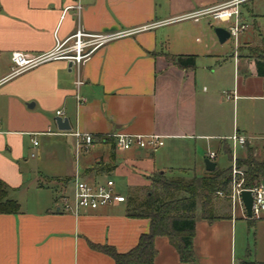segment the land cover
I'll list each match as a JSON object with an SVG mask.
<instances>
[{
  "label": "crops",
  "instance_id": "0c3cea01",
  "mask_svg": "<svg viewBox=\"0 0 264 264\" xmlns=\"http://www.w3.org/2000/svg\"><path fill=\"white\" fill-rule=\"evenodd\" d=\"M229 1L0 0V181L7 186V199L19 205L16 214H0V264H114L99 248L126 253L141 234L148 233L149 220L127 216L124 203L78 216L65 212L61 198L70 197L66 190L75 174L92 182L122 173L128 166L147 182L158 171L184 170L195 176L185 167L191 158L207 159L208 152H214L216 164L220 142L234 133L244 136L255 150L257 141L264 146V78L256 75L245 50L211 56L204 45L199 54L206 57L208 67L199 70L197 56L189 54L196 53L191 44L182 37L173 41L163 30L185 21L178 20L183 15ZM247 2L238 7L239 19L247 26L238 48L255 41L264 44L255 30L264 11L255 14L248 9L244 15L242 5ZM77 4L79 11L74 9ZM245 16L256 31L251 36H246ZM201 19L212 22L206 16L193 22ZM161 22L169 23L110 42L78 73L57 61L7 79L12 52H47L77 28L109 33ZM162 55H193L195 68L180 69ZM78 77L82 84L77 88ZM224 90L234 92L235 98L227 99ZM238 103L245 106L246 118L240 120ZM57 111L67 119L70 131L57 129ZM76 132L92 136L93 145L77 152ZM116 133L154 134L163 145L154 151L118 152L112 138ZM239 151L240 156L238 147L234 150L236 159L245 156L242 147ZM232 152L231 147V156ZM205 173L203 162L200 176ZM216 211L222 217L211 223L196 212L192 239L196 264H264V219L252 222L253 251L237 256V239L244 232L248 235L241 221H249L238 209L233 216L229 206ZM154 247L153 264H187L167 238L156 237Z\"/></svg>",
  "mask_w": 264,
  "mask_h": 264
},
{
  "label": "trees",
  "instance_id": "16d2710c",
  "mask_svg": "<svg viewBox=\"0 0 264 264\" xmlns=\"http://www.w3.org/2000/svg\"><path fill=\"white\" fill-rule=\"evenodd\" d=\"M262 45L264 48V44ZM168 60L180 69L195 68L196 58L193 55H169ZM252 60L256 75L264 78V51ZM220 148L231 161L230 143L224 140L220 142ZM244 148L245 156L237 159L236 165L243 173V187L252 189L264 182V158L255 157L253 149L247 143ZM106 169L109 170L110 167ZM177 172L182 176L174 178L165 172H154L148 177L149 185L143 188V196L139 194L141 189L131 191L125 197L127 216L148 219L149 231L141 234L137 244L126 253H117L110 247L99 248L113 259L114 264H153L156 237L167 238L175 247L182 263L196 264L192 249L196 212L198 210L200 218L209 223L222 217L216 211L218 206L214 200L219 198L215 193L222 192L225 196L223 201L228 203L226 197L229 193L231 170L230 167L221 170L216 168L212 173H205L200 177L192 176L190 180H185L184 170ZM6 193L7 186L0 181V214L18 213V203L7 199Z\"/></svg>",
  "mask_w": 264,
  "mask_h": 264
},
{
  "label": "built area",
  "instance_id": "2783aa9c",
  "mask_svg": "<svg viewBox=\"0 0 264 264\" xmlns=\"http://www.w3.org/2000/svg\"><path fill=\"white\" fill-rule=\"evenodd\" d=\"M248 0H231L221 5L192 12L190 14L183 15L178 20H192L197 22L202 17H208L212 22L226 23V31L229 34L230 40H232L236 55L238 49L239 37L247 30V26L241 23L239 19L238 7L240 4L247 2ZM74 9L79 11L80 6L75 5ZM171 22V21H170ZM169 22H161L154 24H147L141 27L123 30L119 32L109 33H91L77 28L74 33L65 38L64 40H56L54 47L44 53L30 54L22 52H12L10 55L11 70L7 79L15 78L27 71L33 70L48 64L51 62L63 61L66 64H71V68H75L77 73L81 66L91 58L99 49L103 48L110 42L118 40L123 37L131 36L135 33L150 30L158 25H164ZM82 84V81L78 77L76 80V87L78 88ZM223 95L227 99H234L235 93L223 92ZM79 104L81 98L76 96ZM61 111L56 112L57 117H62ZM76 143V151L81 149L87 150L94 143V138L90 135L81 134L76 132L74 134ZM114 139V149L118 152H125L131 149L139 150H156L163 145V141L160 136L151 135H129L125 133H116L112 136ZM232 147L231 156V181L229 184V193L227 195L231 214L234 216L238 209L242 218L261 220L264 219V185L260 184L252 189H245L243 187V173L236 165V156L234 150L237 147H244L247 143V139L244 136L234 133L227 139ZM34 145L37 143L34 141ZM216 154L214 152H208L207 159L214 161ZM72 195L70 197H62V209L65 212H70L74 216H78L82 212L88 210H96L102 207H108L124 203L125 197L118 194L115 191V186L112 180L106 181H87L78 174H75L72 178ZM243 191H249L252 195L251 216L248 218L246 211L241 202V193ZM216 196L225 197L222 192H216Z\"/></svg>",
  "mask_w": 264,
  "mask_h": 264
},
{
  "label": "rangeland",
  "instance_id": "374dc122",
  "mask_svg": "<svg viewBox=\"0 0 264 264\" xmlns=\"http://www.w3.org/2000/svg\"><path fill=\"white\" fill-rule=\"evenodd\" d=\"M248 9L249 10L252 9L255 14L261 11L263 12L264 11V0H251L247 2L245 5H242V10H243L244 15H247ZM256 11H259V12H256ZM245 21L249 25V29H248L246 36H251L255 34L256 31H260L261 35L264 38V17L257 19V24L255 27L256 31L253 30V27H252L253 25L251 22L252 20L250 18L245 16ZM226 27H227L226 25H223L221 23L208 22L207 19H201L198 24H195L192 20L179 21L177 23L166 25L163 28V30L168 32V35L171 36L173 41H176L178 37H182L183 39L186 40V42L189 43V45L191 44L190 49L195 51L196 53H189V54H193L197 56L196 68L201 70L203 68L208 67L206 65L207 63L206 57L201 56L199 54L200 51H202V49L204 48V45L207 47V51L210 52L211 56H218V55L230 56L231 54L234 53L235 47H234L232 40H227L224 44H219L216 38V35L214 33L215 28H226ZM196 39H199L200 43L195 42ZM241 39L242 38H240V40ZM241 50H245L243 51L244 52L243 54H246L248 57L252 59L257 56L262 55L264 48L260 44V42L255 41V42L246 44L245 48H242V47L238 48L236 53H239ZM168 56L169 55H162L163 60L167 63H170L168 60ZM224 92H226V90H224ZM246 106H248L249 109L252 108V105L250 104ZM243 107L245 106L244 105L241 106L240 103L237 104V117L239 120L241 118H246V116H244L243 114L244 113L242 109ZM256 137H259V136L257 135ZM259 138H256V139H259ZM257 147H256V150L254 147H251L253 149L254 156L260 159L264 158L263 157L264 150H260L264 147L261 141H257ZM98 149L99 148L97 147L95 150L99 152ZM204 150L205 149H202V152H201L202 155L204 153ZM243 150L245 151L244 147H243ZM105 151H106L105 153L108 154V150L106 149ZM242 153L243 151H239V147H238L237 155L240 156L242 155ZM80 156L82 157V152H80ZM36 160H31V161H36ZM204 160L205 159H202V157H201V160L199 159L194 160V157H192L190 163L186 164L187 166L185 167H188L191 173L194 172L196 177H200V172L202 171V165H203ZM72 162H73L72 168L74 169V167L76 166H75V161L73 158H72ZM230 165H231V161L228 159V157L223 152H220L216 159V167L221 170V169H226L230 167ZM45 167L46 169H51L48 166H45ZM77 167H80L81 169L82 161L81 163H79V165L77 164ZM165 174L167 175L171 174L172 177L174 178L182 176L180 172L171 171V170L165 171ZM184 178L185 180H190L192 176L191 174H188V175H184ZM108 179L113 181L115 188L117 189L118 192L126 196L131 191H134V190L139 191L141 189L142 190L139 194L140 196H143V193H144L143 187L145 186L147 187L149 185V182H147L145 178L132 172V169L128 166L123 167L122 173L117 172L109 177L100 176L97 180L103 182ZM66 194L70 196L72 195V184L71 185L69 184L67 186ZM217 197L219 198V200L218 199L214 200V202L218 207H223V206L226 207L227 205H229V203L223 201L224 197L223 198L219 196ZM142 198L143 197H141V199ZM241 222L245 224V226L247 227L248 235L246 234V232H244L241 236H239L236 242V251H237V256L238 255L247 256L248 253L253 251V243H254L253 242V223L252 222L245 223L243 221Z\"/></svg>",
  "mask_w": 264,
  "mask_h": 264
},
{
  "label": "water",
  "instance_id": "95a60500",
  "mask_svg": "<svg viewBox=\"0 0 264 264\" xmlns=\"http://www.w3.org/2000/svg\"><path fill=\"white\" fill-rule=\"evenodd\" d=\"M214 33L218 39V42L220 44L225 43L229 39V34L224 28H215ZM69 69H71V64H68ZM55 123L57 125V129L59 131H70V126L68 124L67 119L61 118V117H56L55 118ZM204 166H205V171L207 173H212L216 169V164L209 160L205 159L204 160ZM264 185V182H263ZM241 202L244 206V209L246 211V215L249 218L251 216V206H252V195L251 192L249 191H243L241 193Z\"/></svg>",
  "mask_w": 264,
  "mask_h": 264
}]
</instances>
